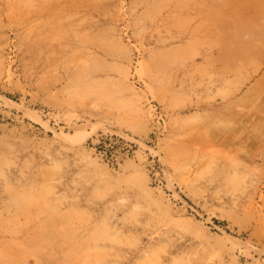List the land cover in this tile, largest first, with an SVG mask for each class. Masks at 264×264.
Instances as JSON below:
<instances>
[{
    "label": "rangeland",
    "instance_id": "374dc122",
    "mask_svg": "<svg viewBox=\"0 0 264 264\" xmlns=\"http://www.w3.org/2000/svg\"><path fill=\"white\" fill-rule=\"evenodd\" d=\"M0 264H264V0H0Z\"/></svg>",
    "mask_w": 264,
    "mask_h": 264
}]
</instances>
